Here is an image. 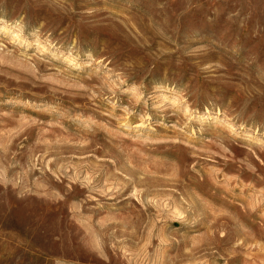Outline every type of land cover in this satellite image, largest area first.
Instances as JSON below:
<instances>
[{"label": "rangeland", "instance_id": "1", "mask_svg": "<svg viewBox=\"0 0 264 264\" xmlns=\"http://www.w3.org/2000/svg\"><path fill=\"white\" fill-rule=\"evenodd\" d=\"M0 264H264V0H0Z\"/></svg>", "mask_w": 264, "mask_h": 264}]
</instances>
